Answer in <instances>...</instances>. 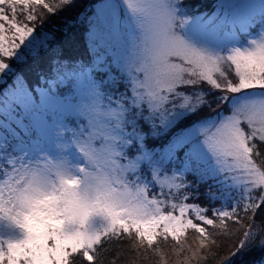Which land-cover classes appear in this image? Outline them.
<instances>
[{
    "label": "snow or ice",
    "instance_id": "snow-or-ice-1",
    "mask_svg": "<svg viewBox=\"0 0 264 264\" xmlns=\"http://www.w3.org/2000/svg\"><path fill=\"white\" fill-rule=\"evenodd\" d=\"M181 6L0 0V264H264V29L214 52ZM53 157L95 204L39 205Z\"/></svg>",
    "mask_w": 264,
    "mask_h": 264
},
{
    "label": "rangeland",
    "instance_id": "rangeland-1",
    "mask_svg": "<svg viewBox=\"0 0 264 264\" xmlns=\"http://www.w3.org/2000/svg\"><path fill=\"white\" fill-rule=\"evenodd\" d=\"M45 2H53V0H45ZM80 2L86 7L98 3L99 0H80ZM192 8L197 14L190 13ZM180 15L189 18L181 29V34L185 38L198 47L223 53L232 47H243L248 40L264 29V0H236L234 3H231V0H182ZM51 27L57 28L59 25L54 23ZM231 71L234 75V68ZM208 191L207 185L201 187L202 193ZM190 202L201 203V200ZM220 203L211 201L202 203V206L219 207ZM17 232L18 230L0 223V236H9Z\"/></svg>",
    "mask_w": 264,
    "mask_h": 264
},
{
    "label": "clouds",
    "instance_id": "clouds-1",
    "mask_svg": "<svg viewBox=\"0 0 264 264\" xmlns=\"http://www.w3.org/2000/svg\"><path fill=\"white\" fill-rule=\"evenodd\" d=\"M49 166L55 175L56 183L54 188L50 187L41 194V198L38 201L39 205L50 206L62 198L65 193L70 194L74 198L69 201L68 207L76 205L78 201L84 202L79 205L81 208L95 204L98 194L93 185L85 182L86 169L81 171L80 166L71 160L70 157L62 159L50 158ZM165 264H172V261L168 260Z\"/></svg>",
    "mask_w": 264,
    "mask_h": 264
},
{
    "label": "trees",
    "instance_id": "trees-1",
    "mask_svg": "<svg viewBox=\"0 0 264 264\" xmlns=\"http://www.w3.org/2000/svg\"><path fill=\"white\" fill-rule=\"evenodd\" d=\"M190 13L191 14H193V15H195L196 13H197V11L195 10V9H193L192 8V10H190ZM76 25L74 24L73 25V27H75ZM5 27L7 28V24H6V22H5ZM82 27V26H81ZM250 29H254V28H252V27H250ZM5 35H10V33H7V32H5ZM242 35V34H241ZM13 60L15 59L14 57L12 58ZM6 62H7V60H6ZM19 63H22V62H19ZM11 81H9V83H10ZM5 85H0V88H3ZM196 201V200H195Z\"/></svg>",
    "mask_w": 264,
    "mask_h": 264
},
{
    "label": "water",
    "instance_id": "water-1",
    "mask_svg": "<svg viewBox=\"0 0 264 264\" xmlns=\"http://www.w3.org/2000/svg\"><path fill=\"white\" fill-rule=\"evenodd\" d=\"M236 0H231V3H234Z\"/></svg>",
    "mask_w": 264,
    "mask_h": 264
}]
</instances>
